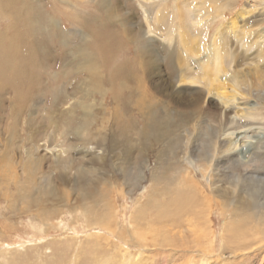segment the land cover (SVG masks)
<instances>
[{
    "label": "rangeland",
    "instance_id": "obj_1",
    "mask_svg": "<svg viewBox=\"0 0 264 264\" xmlns=\"http://www.w3.org/2000/svg\"><path fill=\"white\" fill-rule=\"evenodd\" d=\"M79 1L0 0V264H264V242L259 241V238L264 236L261 231L263 226H254L253 224L258 223L249 217L252 219L250 224L245 223L246 231H250L255 239L249 240V236L246 242H229L231 239L225 231L227 224L233 220V211L231 207L223 208L226 200L221 198L219 193H213L217 187L228 195L234 191L236 196H246L247 191L252 190L257 193L255 195L259 197L258 200L264 203V101L256 99L253 93L251 95L249 92L239 91L238 103L252 104V113L255 114L246 119H238L236 108L223 110L216 107L211 98H206L203 86L192 88L178 85V70L173 59V53L180 49L177 35L173 37L170 45L166 44L163 48L166 52L156 57V70L150 77H145L144 73L139 71L134 41L128 42L127 38L116 37L114 47L117 49H114V55L111 54L113 56L92 48L97 55L103 53L102 63L105 64L98 66V73L103 75V94L100 96L96 90L87 92L84 86L91 80L90 70L79 68V63L82 62L80 52L85 47L84 43H89L90 49L96 45L99 36H103L102 41L105 38L111 39L112 35L102 34L113 25L106 23L105 10L113 5L119 6L122 18L129 15L133 18L131 23L129 21L132 26H128L133 29L130 36L135 34L137 38L140 34L138 45H146L148 39L142 36L146 26L142 22L143 11L139 0ZM174 1L175 4L173 0H168L167 3L169 2L171 10L176 6L181 14V4L184 0ZM248 1L220 0L219 4L229 3L230 6L225 8V17L220 20L218 18L217 22L222 21V24H225L242 6L247 5ZM255 2L260 4L255 9L256 16L258 11L261 14L264 10V0H255L254 4ZM51 17L56 19V24L50 22ZM178 18L175 20L177 25L180 24ZM39 28H42V31ZM214 28L210 27L208 36ZM257 28H264V18L261 24L253 29ZM114 31L117 34L116 29ZM88 33L91 38L87 37V40L84 36ZM152 42L161 43L157 39ZM236 46L233 45V50L238 53L236 67L242 69L244 76L248 75V80H252V66L257 65L247 59L250 57V60H254L256 51L253 49L246 53L243 48ZM244 62L251 65H245ZM121 66H125L124 74L129 73V78L135 79L136 76L141 81V86L148 92V98L152 102L168 103L166 106L162 105V111L157 113L154 121V128L159 130L158 133L162 132L161 129L168 130L164 132L168 135L166 140L160 136L159 141L153 142L154 135L153 138L149 136L151 141L142 139V130L140 134L139 132L144 120L131 110V106L129 110L120 106L121 103H126L122 101L125 95L122 89H118L114 80L117 74V77L121 74ZM84 91L88 97L84 96ZM198 95L200 108L193 104L188 105L189 108L184 106V103L180 104V101L191 102ZM91 104H94L93 109H90L94 114L93 117H87L83 106ZM114 109H121L120 112L124 109V113L122 111L123 114H120L117 120H114L112 115ZM191 109L195 116L194 120L191 116L190 120H187L190 126L172 132L180 127L179 122L183 121L179 113L189 115ZM100 126L103 129L97 134ZM247 128H256L254 130L259 133L262 131V142H257L248 163L239 164L223 152L227 147L223 132H239ZM114 136H118L126 144L128 139L135 143L130 149L131 153L121 155L118 150L112 149L110 139ZM172 137L178 140L175 148L169 147L173 142ZM217 140L221 142V146L214 154L211 145ZM143 143L147 149L140 150V144ZM30 148L35 157L30 184L32 187L36 186L33 187L35 191L46 185L47 177L55 189L58 188L57 182L66 178L67 185L61 187L69 190L73 188V182L78 186L86 183L89 189L90 185L105 188L103 197L95 201V207L92 208V204L87 206L86 214L90 221H87V216L82 215L83 204L77 193L68 195L67 208L61 206L55 215L48 212L49 218L45 214L43 220L34 213L18 212L17 207H22L23 204L19 201L21 196L12 182L25 181L24 168L27 166V150ZM185 153L188 156L184 160ZM165 166L168 167V177L175 176V182L172 183L174 186L167 190L169 194L158 201L155 198L156 192L152 193L151 182L155 183L157 193L167 185L154 182L150 175L155 167ZM183 167L190 171V182L194 186L193 190L186 192L177 184ZM82 168L85 171L88 168L93 169L87 179L79 178V170ZM12 170L17 171V175L11 174ZM130 171L134 175H129ZM126 172L129 177L125 180ZM139 175L142 176L140 180L137 179ZM8 179L14 180L9 184ZM105 181L109 184H105ZM10 193L12 197L8 195ZM190 193L195 198H192ZM188 194L191 202L195 203L196 200L204 206L199 207L205 211L204 215H208L210 222L207 226L199 214L193 215L186 207L188 203L180 199L188 197ZM150 196H154L151 197L152 200L149 199ZM173 200L174 204L179 206L170 208L166 217L164 216L165 220L160 218L157 212L160 208L157 206ZM205 202H209V207ZM162 224L168 225L167 231H170V237L166 241L160 232V228H164ZM137 230L140 231L139 234ZM209 231L211 235L208 239ZM195 234L198 236L194 237ZM160 241H164L162 246ZM207 243L211 244L212 248L204 246Z\"/></svg>",
    "mask_w": 264,
    "mask_h": 264
},
{
    "label": "bare ground",
    "instance_id": "obj_2",
    "mask_svg": "<svg viewBox=\"0 0 264 264\" xmlns=\"http://www.w3.org/2000/svg\"><path fill=\"white\" fill-rule=\"evenodd\" d=\"M64 1H66V0H64ZM67 1L70 2L71 0H67ZM77 1H79V0H77ZM139 1H140L139 3H141L140 6H141V9L143 11V18H142L143 21L142 22L146 26V30H145L144 34L142 35L145 39H148V42L146 41L147 43H145L146 45H141V44L138 45L137 40H138V38L141 37L140 34L137 35V38H135V36H136L135 34L133 36H130L133 33V31H132L133 29H130L128 26L131 25V24H129V21L131 23V20L133 18L129 17L130 15L127 18L126 17L124 18V16L122 18V16L120 15L119 6L113 5L112 8L105 10V11H107V13L104 15V17L106 19L105 20L106 23H108L109 25L110 24H113V25L110 26L111 28L106 29L105 32L102 33L105 36H111L112 35V37H111V39L105 38V40L102 41L103 36H99L98 43H96V45L91 47V49L93 48L94 50H98V51L102 50L103 52L104 51L108 52L109 56H113L114 52H115L114 49H117L114 47V39L116 37L118 39H122V38L126 39L127 38L128 42L132 40V41H134V44L136 45L135 57L137 58L136 64L139 68V71L143 72L144 73L143 75L145 77H146V75L148 77H150V76H152V74L156 70V62L155 61L160 56V54H162L163 52H166V50L163 51L164 50L163 48L165 47L166 44L170 45L173 37L175 35H177V37L179 38L180 49L177 50V53H175V52L173 53V59H175L176 67L178 70V75H177L178 76V80H177L178 85L189 86L192 88H199L200 86H203V88H205V91H206V93H205L206 98H211L215 102L216 107H219L223 110L229 111V109L231 110L233 107L236 108L237 109L236 117L238 119H241V118L246 119L248 117L254 116L255 113L254 112H253L254 114L252 113V111L254 109L252 104L249 103V104L245 105L242 103H238V97L240 95L239 91L243 90L245 92H249L251 95L253 93V95L255 96L256 99L264 101V28H257L256 30L253 29V28H255V26L256 27L259 26L261 24V21L264 18V10L261 12V14H259L260 12L258 11V14H257L258 16L257 15L255 16V9L260 4L256 3L257 1L254 4L255 0H249L247 2V5L242 6L234 15L231 16L230 19L227 20V22L225 24H222V21L221 22L219 21L220 23H218L217 19L219 18V20H220V19L225 17V14H224V12L226 11L225 8H227V6H230V4L226 3V4L221 5V4H219L220 0H184V2L181 1L182 2V4H181L182 10H180L181 14L178 13V9L176 6H175V8L173 7V10H171V8L169 6V2L167 3L168 0H139ZM173 3L175 4L174 0H173ZM150 9H152V11ZM257 17H259L260 19L258 20ZM34 18H36V17H34ZM177 18L180 22V24H178V25H177V22L175 21ZM49 20L51 23L56 24V19H54V17L49 18ZM112 21H113V23H112ZM45 24H47V23H45ZM215 25H217V26H215ZM52 26H53V24H52ZM39 27H40V25H39ZM139 27H140V25H139ZM210 27H212V28L215 27V28H214V31L210 34V36H208V34L210 32ZM115 29L117 31V34L114 31ZM140 31H142V30L140 29ZM84 37L85 38H87V37L91 38L89 33H88V35H85ZM88 38H87V40H88ZM231 38H232V42L230 43ZM153 39H157L161 43L160 44H154L152 42ZM209 40H210V43H209ZM12 44H14V43H12ZM234 44L237 45L236 47H238V48H239V46L241 48H243L246 53H249L253 49H255L254 51H256V53H255V56L253 57L254 60H250V57H249V59H247V61L248 60L250 62L253 61L252 64L255 62L257 65V67L254 65L252 66L253 67L252 68V77H251L252 80H248L247 79L248 75H245L246 76L245 77L241 72L242 69H239L236 67L238 65V62H237L238 53L233 50ZM84 46L85 47L83 49H81V52H80V57L82 59V62L79 63V68L86 70V71L90 70L89 76L91 77V80L88 81L87 83H85L86 85L83 83V86L85 85L84 87L87 90V92L90 93L91 90H96V91H98V94L100 96H102L103 84L101 85V83H102V76L103 75H100L98 73V72H100L98 70V66L100 64L101 65L105 64L104 62L102 63L103 53L102 54L100 53L99 55H97V53L93 52L94 51L93 49L92 50L90 49L91 45L89 46V43H86V44L84 43ZM246 53H245V56L247 55ZM252 53H250V55ZM111 54H113V55H111ZM252 56H253V54H252ZM247 57H248V55H247ZM195 62H196V65H194ZM106 64H107V62H106ZM244 64L249 65V66L251 65V63H247V62H244ZM242 65H243V63H242ZM239 66H241V64H239ZM77 70H78V68H77ZM120 70L122 71L121 72L122 75L120 74L117 77V75H118L117 74L115 76L116 79L114 80L117 83L116 86L118 87V89H122V91L125 95V98H123L122 101H126V103L125 104L121 103L120 106H122V107L124 106L123 108H128V110L130 109V106H131V110H134L135 113L139 117H141L142 120H144V125L140 129V132H139V134L141 133V130H142V133L144 132L143 134L141 133L142 139L144 138V139L150 140L149 136L153 138L152 135H154L155 138H154L153 142L159 141L158 138L160 136L166 140L168 138V135H166L167 133L165 134L164 132H166L168 130L167 129H161V131L163 133L162 132L158 133L159 130L156 131V129L154 128V121H156L155 117H156L157 113L161 110L162 105L166 106V105H168V103L162 104V102H161V104L160 103L158 104L157 102H152L148 98L149 97L148 92L143 88V86H141V81L138 80V78H136V76H135V79L129 78L128 77L129 73L124 74L125 66L124 67L121 66ZM132 74H134L133 71H132ZM131 80H134V81H131ZM128 82H132V84H130ZM107 84L110 87V81L109 80L107 81ZM131 85H135L136 87L135 88L130 87ZM188 95H189V93H188ZM199 95H202V94H199ZM199 95L195 99H192L191 102L187 101L188 103H186L185 101L184 102L180 101V104L183 105V103H184V106H187V107H188V105L192 106V104H193L194 106L197 105V107L200 108V103H199L200 100H197V99H200ZM84 96L88 97L89 95L85 92ZM152 100H153V98H152ZM120 101H121V99H120ZM178 105H179V103H178ZM93 107H94V104L87 105V107L83 106L85 116L88 117V115H89L90 117H93L92 114H94V113L91 112V110H90V109H93ZM120 110L121 109H114L113 114H112L114 116V120H117V118L120 116V114L124 113V109H122L123 113H121L122 111L120 112ZM176 113H179V112H176ZM179 114L182 115L183 119H181V120H183V121L179 122L180 127H177L174 131L172 130V132H177L179 130L187 129L190 126V124L187 122V120H190V116H191V119L194 120L195 113L192 111V109H191L189 115L184 116L183 113H179ZM162 116H163V114H162ZM164 116L167 117V115H164ZM160 117H161V115H160ZM67 118H70V117L67 116ZM84 119H85V117H84ZM94 119H95V121L97 120L96 118H94ZM109 119H110V117H109ZM233 119H235V117ZM101 124H102V122H101ZM90 126H91V123H90ZM192 126L194 128L196 127L195 124H193ZM102 129H103V127L100 126V128H98V131L96 133L97 134L101 133ZM104 129H105V126H104ZM131 129H133V128H131ZM196 129H197V127H196ZM254 129H256V128H247V129H244L243 131H239V132L238 131L237 132L231 131V132H227V133L223 132V134L225 135L223 140L227 141L226 142L227 147L225 148V150H223V152L230 155L231 159L236 160V162H238L239 164L248 163V161L250 160V157L253 155V150L255 149L257 142H262L261 141L262 138L260 137V135L262 134V131L259 133V132H257V130H254ZM192 132H194V131H192ZM111 133H113V132L111 131ZM117 135H118V133H117ZM174 136H175V138H177V135H174ZM189 137H192V136H189ZM175 138L172 137L173 142H172V145L170 144L169 147L175 148L177 146L176 142L178 141L177 139L179 137L177 139H175ZM186 140H187V138H186ZM134 144L132 142H130V139H128V143L126 144L124 141L120 140V138L118 136L111 137V139H110V147L112 149L118 150L121 153V155L122 154L128 155V153H131L130 149H131L132 145H134ZM220 144H221V142H219V140L212 142L211 146L214 149V154L217 153L219 146H221ZM140 147H141L140 150L147 149V146L145 143L140 144ZM186 147H188V146H186ZM32 153L33 152L31 150V148L29 150H27V158H29V159L26 161L25 164L27 166H25V168H24V174H26L25 181L23 183H21V182H14L13 183L12 181L15 178L12 181L10 179L7 180L8 183L12 182L13 186H15V188H17L16 190H18V192L21 196V198H19V196L17 197V198H19V201L21 202V204H23L22 207H20V206L17 207L18 212H21L22 214L25 212L34 213V215H36L37 217H39L40 219L43 220V218H45V216H44L45 214L48 215V218H49L48 212L55 215L56 211H58L59 208H62V207L67 208V201L69 200V199H67L68 195L70 193H72V194L77 193V195L80 196V199L82 200L81 202L83 204L81 206V212L83 214L82 213H80V214H82L83 216L84 215L87 216V214H86V213H88L87 206L92 204V208H94L95 207V204H94L95 201L96 200L98 201V198L103 197V195H104L103 192H104L105 188L102 187L100 189V188H97V186L95 187L93 185L88 184L91 186V188L89 189L88 186L85 185L86 183L80 184L78 186V184H75L73 182V184H72L73 188L72 189L70 188L71 190H69L65 187L64 188L61 187V186L67 185V183H66L67 178H66V179H61L60 181H58L57 182V183H59L58 188L56 187L57 189H55L54 186L51 185L50 179L47 177V178H45L46 179V183H45L46 185H44L40 188H37L35 191V189L33 187H36V186L32 187L31 186L32 184H30V180H32V176H33L30 174H32V169L35 167V166L33 167V165L35 163V157L33 156L34 153L33 154ZM187 156H188V154L185 153L183 156V159L185 160L187 158ZM175 157L173 159H175ZM189 157H190V155H189ZM57 158L59 159L58 154H57ZM212 160H213V158L211 159V161ZM18 164H20V162ZM6 166H7V164H6ZM12 166H14V165H12ZM134 167H136V165ZM168 167L171 168L170 165H168ZM168 167H166V166L165 167H155L153 169V171L151 172L150 176L154 182H156V183L162 182V183H164V185L165 184L167 185L166 188H164L165 186L163 185L164 187L162 186L163 188H161L159 190V192L157 193V188H156L155 183L151 182V184L153 185L152 186V190H153L152 193L156 192V195H155L156 200H158L161 197H164V195L169 194V192L167 190H169L171 187L174 186L172 183L175 182V176H171L173 178L168 177V172H169L167 169ZM92 168H88L87 171H85L84 168L79 170V178L80 179L86 178L87 175H90L93 171ZM7 169L9 170V168H7ZM136 169H137V167H136ZM12 171L13 172H11V174L17 175V171H15V170H12ZM131 172L132 171H130L129 175L130 174L134 175ZM180 172L182 175H179V177L180 176L181 177H180V181L177 183V184H179V187L184 192H186V190H189V189L193 190L194 186L190 182L191 173L188 170V168L183 167V170H181ZM11 174H9L10 177H11ZM124 174H125L124 175L125 177L124 176L123 177L126 180L127 176H128V172H126ZM191 178H192V176H191ZM137 179L138 180L142 179V176L139 175L137 177ZM73 181H75V180H73ZM106 182L107 181H105L104 183L106 184ZM26 183L28 184L27 186L29 187L28 190H27L28 187L26 186ZM127 183H128V181H127ZM9 184H8V187H9ZM210 184H212V183H210ZM207 187H209V185ZM26 190H27V192H25ZM210 192L212 193V191H210ZM214 192H216L217 195L220 194L221 198H224L226 200L225 203H223L222 207L223 208L231 207V209L233 211V213H232L233 220L230 224H227V229L225 231L226 233L229 234V238L231 239V240H229V242L232 241L231 243L237 244L240 241L247 240L249 236H250L249 240H251V238L255 239L254 238L255 236L254 237L251 236L253 234L250 231H246L245 223L250 224L251 223L250 220L253 218L254 222L258 223V224H253L254 226L257 225V227L258 226L264 227V203H261L258 200L259 197L257 198L255 195L257 193H254L252 190H249V191H247L246 196H240V195L236 196L235 192L233 191V192H231V195H228V194H226V192H221V189H219V187H217L213 191V193ZM191 194L192 193H190V195ZM8 195L10 197H12V193H10ZM151 197H154V196H150V198H149L150 200H152ZM17 198H16V200L18 201ZM190 198H189V194H188V197L187 196L184 198L181 197L180 199L186 201L189 204V206L187 204L186 207H188V209H190V211L193 213V215H197L196 213H198L200 218L203 219V223L205 224V226H207L210 222L208 220V217H207L208 215L207 214L204 215L205 211L201 207H199V206H202V207H204V206L201 204V202H197L196 200H195V203L191 202ZM192 198H195L194 195L192 196ZM262 200H263V198H262ZM158 201H160V200H158ZM174 201L175 200L170 201L164 205L157 206L158 208H160V209H157V212H158V215L160 218L165 220V217H166L165 215L169 211V209L176 207V206H179L177 204H174L175 203ZM14 203H16V202H14ZM208 203L205 202V205L208 206ZM12 204H13V202H12ZM49 205H51V207H49ZM75 211H77V210H75ZM188 213H189V211H188ZM91 214H94V213H91ZM103 217H104V215H103ZM249 217H252V218L250 219ZM187 220H188V218H187ZM44 221L49 222L50 220H44ZM87 221H90L89 217L87 218ZM163 222H165V221H161V223H163ZM154 226L157 227L156 223H154ZM161 226H163L164 228H160V232H161L163 239L166 241L167 238L170 237V236H168V233H170V231H167L168 225L162 224ZM49 227H50V225H49ZM189 227H190V225H189ZM263 227H261L262 228L261 231L263 233L262 235H264V228ZM146 228H147V226H146ZM191 228H192V226H191ZM139 232L140 231H138V234H139ZM225 232H223V233L225 234ZM132 233H133V231H132ZM189 233H190V230H189ZM202 233H203V230H202ZM208 233H209V236H208V239H209L211 232L209 231ZM193 234H194V232H193ZM224 234H223V236H224ZM136 236H137V234H136ZM195 236H196V234L194 235V237ZM204 236H205V234H204ZM152 237H154V236L152 235ZM143 238H145V237H143ZM206 239H207V237H206ZM158 240H159V238H158ZM223 240H225V239H223ZM156 241H157V239H156ZM156 241H154V242H156ZM259 241L264 242V236H262L261 239L259 238ZM204 242H207V241L204 240ZM159 243H160V246H162L161 243L163 244L164 241H160ZM156 244H157V242H156ZM136 245H138V244H136ZM154 245H155V243H154ZM193 245H194V243H193ZM204 246H206L208 249L212 248L211 244H208V243H207V245H204ZM225 246H226V244H225ZM248 247H250V246H248ZM235 248H240V247H235ZM204 251H206V249H204Z\"/></svg>",
    "mask_w": 264,
    "mask_h": 264
}]
</instances>
